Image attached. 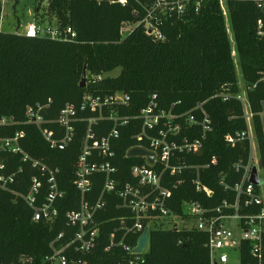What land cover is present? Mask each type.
Wrapping results in <instances>:
<instances>
[{"label": "trees", "instance_id": "obj_1", "mask_svg": "<svg viewBox=\"0 0 264 264\" xmlns=\"http://www.w3.org/2000/svg\"><path fill=\"white\" fill-rule=\"evenodd\" d=\"M43 0H38L35 11ZM51 14L59 27L71 26L75 39L66 42L46 37H26L17 33L0 31V118L13 117L18 123L0 129V137H12L24 131L20 140L24 153L32 159L60 169V189L66 193L59 206L58 222L51 226L32 221L33 211L21 197L30 187L36 169L23 163L17 156L1 153L0 160L8 165L9 172H16L18 179L9 190L0 189V263L11 264L21 256H30L39 264L49 254V241L66 230L67 211L77 209L80 194L76 191L74 171L81 153L85 124L78 126L72 144L64 151H54L43 140L34 126L23 125L26 108L51 100L49 118L55 119L67 105L79 107L85 94L110 95L117 92L131 97L144 106L156 94L162 110L176 115L189 112L202 103L212 120V131L204 145L202 155L192 158L183 154L186 164H205L216 157V166L207 170L206 184L216 197L208 202L195 192L190 183L173 192L169 209L181 213L183 200L200 201L214 208L225 199V189L216 183V175L224 171L231 176L234 162L247 159L244 148L228 147L225 137L246 129L243 109L234 99L223 101L216 97L223 85H234L238 80L235 59L245 83L253 85L264 70V39L256 36L259 17L252 3L229 0V16L236 58L232 57L230 37L226 30L217 0H211L204 10L182 18H168L159 27L163 41H155L145 32L143 25H135L122 36L124 24H136L145 13L134 3L121 6L117 0H48ZM148 4L150 0H144ZM2 0H0V17ZM135 12L139 17H136ZM120 69L114 78L104 74ZM86 85L80 87L83 73ZM254 113L264 110V87L258 86L249 93ZM184 123L183 120H180ZM255 123L260 126L259 117ZM51 127V126H50ZM112 124H106L104 135ZM133 129L122 128L114 151L116 165L128 180L129 165L124 158L133 144ZM188 132L183 127L181 136ZM261 136V130L258 128ZM22 170L20 173L19 170ZM241 173L237 174V181ZM228 182H231L228 179ZM46 189V186L44 187ZM101 186L94 184L90 195L98 197ZM89 198V196H88ZM117 212L105 213L110 220ZM112 231L109 228L108 234ZM180 242V243H179ZM206 235L192 231L152 230L146 264H210L205 246ZM242 264L252 259L248 244L242 246ZM118 250L104 253L98 248L90 257V264H117Z\"/></svg>", "mask_w": 264, "mask_h": 264}, {"label": "built area", "instance_id": "obj_2", "mask_svg": "<svg viewBox=\"0 0 264 264\" xmlns=\"http://www.w3.org/2000/svg\"><path fill=\"white\" fill-rule=\"evenodd\" d=\"M239 1L252 3L257 9L256 36L264 39V0ZM210 2L150 0L145 4L144 0H117L121 6L134 3L142 9L145 16L133 26L143 25L146 34L155 41L164 40L159 27L166 19H179L189 13L198 15ZM217 3L225 20L232 57L235 59L229 0H217ZM135 15L139 17L137 12ZM1 24L2 17L0 28ZM126 26L123 25L121 33L124 31L128 35L133 27L127 29ZM149 30L152 32L148 33ZM20 35L46 37L60 42L71 41L76 37L71 26L56 25L53 28L36 22L28 23ZM259 85L264 87V70L253 85L246 84L241 75L234 85H223L222 91L216 94L223 101L234 99L241 104L246 129L228 134L225 143L231 148H244L248 157L233 163L231 176L224 171L217 173L216 183L226 190L225 199L218 206L210 208L200 201L183 200L180 214L172 212L168 206L172 204L173 192L186 183H190L195 192L208 202L216 197L205 178L207 170L217 165V158L212 157L201 165H188L182 156L188 154L194 158L202 155L212 131V120L202 103L185 114L176 115L171 110L160 108L156 94L151 95L141 107L124 93H88L79 107L67 104L55 119L48 116L51 100L28 106L22 124L38 129L43 140L54 151L66 150L74 141L78 126H86L73 181L80 194L79 207L66 212L64 223L67 229L49 241V254L39 264H90V257L100 247L104 253L118 250L120 255L117 256V264H146L150 232L173 230L174 227L177 231L195 230L206 235L205 246L210 264H227L229 254L236 255L239 264H242L243 244L249 246L250 264H264V110L254 113L248 96ZM256 117L260 119V126L255 123ZM109 123L112 128L104 135L106 124ZM17 124L13 117L0 118V129ZM184 126L187 136H181ZM122 128L135 132L131 136L133 144L124 155L125 159L133 161L129 165L126 182H123L124 176L116 165L118 159L114 151ZM24 136V131H20L12 137H0V154L15 155L36 169L37 175L31 177L28 193L16 196L21 197L32 209V221L53 226L58 222L59 206L66 196L60 189L61 172L59 168L32 159L24 153L20 145ZM133 148H144L153 153L154 165L149 164L146 156L129 157L128 152ZM254 169L257 184L251 182ZM239 173L241 178L237 181ZM17 179L18 174L9 172L8 165L0 160V189L9 190ZM94 184L101 186L98 197L90 195ZM111 211L118 214L107 220L105 213ZM109 228L112 231L107 236ZM145 229H148V243L142 253H133ZM11 264L37 263L30 256H21Z\"/></svg>", "mask_w": 264, "mask_h": 264}, {"label": "rangeland", "instance_id": "obj_3", "mask_svg": "<svg viewBox=\"0 0 264 264\" xmlns=\"http://www.w3.org/2000/svg\"><path fill=\"white\" fill-rule=\"evenodd\" d=\"M36 0H9L2 1V24L0 31L7 33L23 34L26 25L32 22L35 16ZM42 10L46 11L50 17H54L50 10L48 0L43 1ZM56 21V20H55ZM48 26V25H45ZM127 29L134 27L132 24H127ZM126 32L123 31L124 37ZM238 77H241L239 62L235 59ZM120 69H116L110 73L104 74L102 78H114L120 74ZM230 225V224H229ZM230 259L227 264H239L238 257L234 254H229Z\"/></svg>", "mask_w": 264, "mask_h": 264}, {"label": "water", "instance_id": "obj_4", "mask_svg": "<svg viewBox=\"0 0 264 264\" xmlns=\"http://www.w3.org/2000/svg\"><path fill=\"white\" fill-rule=\"evenodd\" d=\"M137 17V16H136ZM152 30H149L148 33H151ZM86 85V73L84 72L81 78V83H80V87H85ZM128 156L129 157H140V156H146L149 164L151 166L154 165V154L149 152L148 150L144 149V148H133L128 152ZM251 182L254 184L258 183V180L256 178V172L255 169L252 172V178H251ZM173 231L176 232L177 228L174 227ZM148 243V229H145L143 231V233L140 235V237L138 238V242H137V246L136 248L133 250V253H137L140 254L142 253V251L144 250V248L146 247Z\"/></svg>", "mask_w": 264, "mask_h": 264}, {"label": "crops", "instance_id": "obj_5", "mask_svg": "<svg viewBox=\"0 0 264 264\" xmlns=\"http://www.w3.org/2000/svg\"><path fill=\"white\" fill-rule=\"evenodd\" d=\"M43 1H45V0H43ZM36 3L38 5V0H36ZM42 7L43 6L41 5L40 9L35 12V16H34L32 22L40 23L43 25H48L50 27L55 28L56 27V21H55L56 19L54 17H50L48 14H46L47 12L43 11Z\"/></svg>", "mask_w": 264, "mask_h": 264}]
</instances>
